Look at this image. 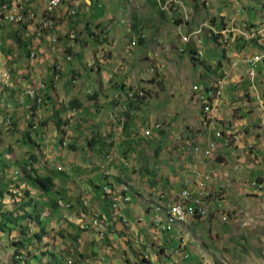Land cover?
Masks as SVG:
<instances>
[{"label":"rangeland","instance_id":"1","mask_svg":"<svg viewBox=\"0 0 264 264\" xmlns=\"http://www.w3.org/2000/svg\"><path fill=\"white\" fill-rule=\"evenodd\" d=\"M4 1L9 10L15 5L22 6L30 16H38V8L47 2V0ZM82 2L73 6L71 1L62 0L61 8L55 13L56 19L61 20L59 25L68 23L62 33L55 32L56 24L48 29H42L39 23L31 22L32 27L20 33L21 41L25 42L31 38L28 48L22 47L15 39V34L19 33L21 28L20 24L14 21L6 22L7 10L0 7V222L3 220V214L13 218L27 216L29 202L32 208L37 204L35 212L32 213L34 217L23 219L19 226L15 229L12 227V230L6 232L0 228V264H179L180 259L175 256V250L180 246L179 241H173L171 244L168 237L161 239L159 235L150 239V235L143 233L145 229L142 230L145 238H142L135 226H131L133 230L129 236L115 229L116 235L114 233L112 239L110 236L107 237L108 234L103 240L97 239L101 247L93 251L90 244L97 243L91 240L97 238L96 232L89 235L91 239L86 238L83 236L82 228L68 223L65 219V212L69 211L66 205L71 204L74 209L80 208L81 202L77 203L78 206L71 202L75 196H80V201L84 199L89 202L95 201L100 196L101 189H90L89 181L92 179L90 176L95 177L94 181L100 182L101 187L110 186V182L104 179L106 174L103 169L107 165L113 166L114 169L123 165L125 169L119 168L113 174L112 191L118 192L119 200L127 193L130 194L132 198L130 205L137 210L136 214L145 222H150L153 216L151 218L145 214L141 199L150 198L159 202L161 199L160 195L154 196V193L143 186L158 188L160 182L166 183L165 172L168 171L166 164L169 153L178 160L184 159L182 148L185 144L181 139H177L181 128L176 129L177 120L178 122L186 120H182L184 114L180 110L187 109L188 105L190 109L198 110L197 93L201 86H214V80L224 74L225 76L221 78L224 80L223 95L217 100L214 97L213 110L210 111L215 117V124L210 130L216 131L219 119L223 117L232 120L231 115L234 111L229 109L230 107L239 106L243 110L240 102L242 104L246 100L251 102L255 94L243 68L235 69L236 74L233 75L229 70L232 69L233 62L238 60V43L244 45L240 50L241 54L261 53L262 50L248 47L247 45L251 43H245L244 37L230 43V46H219L212 36H209V32L205 31L201 32L203 56L192 61L190 48L197 42L194 40L193 32L204 23L212 24L217 29L233 26L235 29L247 21L248 24H257L259 28V24L264 21V0H165L166 4L162 6L158 0H131L130 5L123 4L121 7L118 5L119 2L104 7L105 2L102 0L91 10H86L88 5ZM68 8L75 10L76 15L71 17L66 14L65 17L61 16L63 19H58V12L62 14L61 12ZM106 10H109V13H106ZM122 10L125 11L126 20L122 19L123 14L118 12ZM84 11L88 14L83 15ZM114 15H117L115 21L110 20L109 17ZM142 18H145L144 21ZM179 19L181 23L178 22ZM73 31L76 40L68 37ZM188 33L190 37L188 41H184ZM234 33L236 35L237 31ZM142 35L145 37L142 38ZM41 36V41L36 40ZM141 39L144 40L143 44L140 43ZM37 44L47 54L45 58H40V62L32 60V54L37 51L35 49ZM199 45L197 43L196 47L200 48ZM71 48L74 53L78 52L76 58L71 59L68 55V52L72 51ZM181 48L186 49V53L182 54ZM57 60L63 70L51 66V62ZM99 66L100 72L97 71ZM219 67L221 71L218 73L216 69ZM261 67L256 83L259 91L264 90V62ZM28 68L41 78L31 75L32 72ZM150 68H154V74L142 82L141 76ZM71 69L78 73L77 77L74 75L77 79L76 85L72 83ZM123 74H126L128 79L127 88L144 89L145 97L142 100L130 104L127 102L122 106L114 100L116 92L111 91L112 84L115 79H118V82L123 81ZM25 75L30 78L29 82L23 85L22 76ZM110 75L114 77L113 82H109ZM55 78H57L55 82L61 84L62 91H67L68 87L81 91V109L92 121L83 120L81 115H78L77 120L72 122L76 113L69 106L71 100H65L63 103L65 107L61 113L64 118H60L61 128H57V122L60 120L52 116L45 117L46 123H43V128L36 123V130L29 128V120L24 123V117L20 118L19 110L18 116H12L18 107L12 105L16 100L23 107L22 111L31 104L35 106V102L32 103L24 94L27 89L37 88L39 83L45 80L51 85ZM100 81L103 82L101 92L96 90ZM230 82L234 83V88L238 92H244L243 95L241 92L242 96L236 95L239 97L238 100L232 96L231 92L234 90L229 89V86L232 88ZM62 83L68 87L64 89ZM95 91L98 96L93 99L91 96ZM44 99H47L46 95L40 107H45ZM26 101L30 103L24 106ZM36 106L37 109L40 108ZM199 106L201 109L200 104ZM257 106L261 108L258 104ZM239 111L236 109L235 115ZM171 114L174 116H169ZM201 114L203 113L200 112ZM28 117H31L30 113ZM247 117L249 122H252V129L258 127L257 130L262 129L261 132L264 133V124L260 119L254 122L250 114H247ZM40 118L41 112L34 116V122H38ZM127 118L133 121L132 131L130 121L128 131H124V127L122 130L121 122ZM170 122H174L173 126L167 125ZM112 123L118 129L109 132ZM156 123H161L164 130L157 132L153 129L152 134L146 136L145 131L154 128ZM231 125L233 126L232 122ZM236 128H239V125ZM41 129H44V133ZM235 134L244 135L242 132ZM38 135L41 139L37 138ZM164 140L168 141L163 146ZM131 142H134L136 147L133 150L129 149L125 155L126 145ZM253 149L254 147L244 150L251 152ZM107 156L111 160H107ZM249 156L250 154H246L247 164L246 162L242 164L251 170L254 166L248 164ZM257 159L259 162H255L256 165L260 163L261 166L251 170L243 179L248 183L246 186H235L233 188L235 191L227 188L228 191L225 192L223 188L215 186L216 189L223 191L230 207L245 211L244 216L239 217L237 221H234L233 217L227 221L220 220L218 216L205 220L195 219L169 233L174 240L178 237L179 230L182 232L179 235L183 243H186L185 249L190 254V259L184 264H264V226L257 218L264 208V205H260L263 197L253 194L254 189L250 186L252 180L260 175L264 176V155L261 153ZM131 165L134 166L129 174H139V178H133V181L138 183L139 196L136 191L130 192L129 189L125 191L123 188L128 187L125 177H122L123 170ZM29 168L32 170L29 173L24 171ZM101 171L103 177L99 173ZM28 175L51 176L55 179V190L48 194L42 193L27 182ZM158 175L162 177L159 181ZM194 175L195 185L200 181L198 174ZM167 180L170 181L169 178ZM213 182L215 184V180ZM135 186L137 185H129L132 190ZM178 188L177 190L172 188L175 190L172 193L168 191L167 198L177 195ZM51 199L56 201L59 207L53 209L49 204ZM128 209L124 210L127 219ZM56 211L59 213L58 216L53 214ZM122 212L121 208L119 213L123 214ZM251 217L254 218L253 223L250 221ZM129 223L131 222L128 221L124 225ZM111 229L112 227L109 231ZM146 232L150 233L148 226ZM39 236L41 239H38Z\"/></svg>","mask_w":264,"mask_h":264},{"label":"built area","instance_id":"2","mask_svg":"<svg viewBox=\"0 0 264 264\" xmlns=\"http://www.w3.org/2000/svg\"><path fill=\"white\" fill-rule=\"evenodd\" d=\"M80 1L88 4L89 6L92 4H99L100 0H74V5H78ZM159 5H163L162 1L158 0ZM62 4V0H47L45 4V8L43 13L40 15H29L27 11H25L24 7H18L15 5L14 8L8 9L7 5L1 4L0 7L2 9H6L5 21L8 23H12L14 21L18 24H25L28 22H38L42 29H48L54 25V17L55 13L60 9ZM166 4V3H165ZM76 14L75 10H68L67 15L73 16ZM3 16V15H2ZM4 18V16H3ZM250 23V22H249ZM32 24V23H31ZM196 31L193 32L194 40L197 41L193 43L194 49L196 50V57L201 58L203 56V45H202V36L201 32L207 31L209 32V36L215 37L214 41L219 46H230V43L237 42L238 39H244L247 42L256 41L257 45H254L255 48L261 49V53H245L238 54L235 62H233L232 69L243 68L245 70L246 75L249 77L251 81V85L255 90V94L253 96L254 102L258 104L261 108L260 110L264 113V90L259 91L256 86L259 65L264 62V21L259 24V28H257V24H248L247 21H244L240 27L235 28L234 26L231 28H222L217 29L212 24H202L198 26ZM237 31L236 35L234 31ZM75 31H73L70 35L71 39H75ZM145 36L142 35V38ZM190 37V33L185 35L184 41H188ZM244 37V38H243ZM133 42V41H132ZM131 42V43H132ZM197 43L200 44L199 47ZM195 45V46H194ZM186 49L181 48L180 52L182 54L186 53ZM103 56V53H102ZM36 54H32V58H35ZM154 68H150L147 70L143 76H141L140 80L145 82L148 80L149 76L154 74ZM114 77L112 75L109 76V82H113ZM73 84H76V80H72ZM46 88L44 83H39L37 88L30 87L27 89L24 94L25 96L32 100L37 101L38 103L42 102L44 95L43 91ZM197 89V88H196ZM116 92V91H115ZM224 92V80L218 79L214 81V86H201L199 92L197 93V101L201 105V120L205 124L206 129H210L215 124V117H213V113L210 111L213 110V99L216 97V100L223 95ZM145 97L144 89H136L134 90L132 87L119 89L114 94V100L119 102L120 106L124 103L137 102L142 100ZM122 124L124 121L122 120ZM219 122L217 123L218 126ZM162 128L161 123H156L154 128L147 129L145 131L146 136H150L152 134V130H156L157 132ZM236 132H224L222 130L213 131L212 138L207 142L205 146L203 143H199L196 146H192L189 149L192 151V154L197 158L202 159H212L213 156L219 151V149H229L233 146H236L240 143L241 137L235 134ZM254 146L250 144L248 149L253 148ZM106 159L111 160L109 156ZM194 174H198L199 183L195 184L191 187L180 189L179 193L174 197L168 198L165 200L161 207L157 206V210H160L159 215L153 216L151 219V225L154 229L157 230L160 234L170 233L175 231L176 227L180 225L185 226L191 220L199 219L205 220L208 217L218 216L220 220H231L232 217L234 221L241 216L245 215V211L239 210L237 207H230L228 201L225 199L224 193L221 189H216L214 185V179L210 176H203L202 173L195 171ZM250 186L254 189V193L259 196L264 197V178H257L250 182ZM218 187V186H217ZM125 191L128 190L127 186L123 187ZM103 196H108L111 202V208L114 210V215L118 217L119 221L124 225L128 223V219L119 213L121 209L120 203L124 202L125 204L131 203L132 198L129 195L122 196V200L116 199L114 197L118 194L117 191H112L109 186H104L102 188ZM258 192V193H257ZM113 194V197H112ZM260 205H264V198L260 202ZM68 211L67 219L72 224L82 228L86 232H96L98 241L106 238L109 229L112 227L113 221H116L115 218L109 220V218L104 215V213L100 211L92 210L90 202L87 199L81 201V207L74 209L73 205H66ZM237 211V212H236ZM259 222L264 226V208L262 212H260L259 216H257ZM142 219H139L141 222ZM250 221L253 223L254 218H250ZM128 225V224H126ZM246 225V223L244 224ZM186 243H180V246L175 250V256L180 259L179 264H184L186 261L190 259L189 252L185 249ZM176 262V260H175Z\"/></svg>","mask_w":264,"mask_h":264},{"label":"crops","instance_id":"3","mask_svg":"<svg viewBox=\"0 0 264 264\" xmlns=\"http://www.w3.org/2000/svg\"><path fill=\"white\" fill-rule=\"evenodd\" d=\"M68 1H71V4L74 6V3H73L74 0H68ZM130 1L131 0H128V1L127 0L126 1L125 0L124 1L123 0H121V1L120 0H103V2H105L104 7L107 6V5L117 4V2L120 3V4H118L120 7L123 6V4H125V6H126L128 3H129V5L131 4ZM82 3H84V2H82ZM84 4H86V3H84ZM86 5H88V4H86ZM61 6H62V4H61ZM61 6H60V8H61ZM93 6H89L88 5V7H86L85 9L86 10H91L93 8ZM44 8H45V4H44L43 7L42 6L39 7L38 8V11H39L38 14H42L43 11H44ZM195 8H196V6H195ZM69 9H71V8H68V10ZM68 10L64 9L63 10L64 12H61L62 14H60L58 12V15H57L58 19H61V18L63 19V17H65V15L67 14ZM118 12L123 14V18L122 19L126 20L125 11L122 10V11H118ZM106 13H109V10H106ZM86 14H88V13H86V11H84L83 15H86ZM62 15H63V17H61ZM116 17H117V15H114V17L110 16L109 19L115 21L114 18H116ZM144 19L145 18H142L143 21H144ZM60 22H61V20H57L56 19V25H55V27H57L55 29L56 33L64 32L63 30L65 29L66 25L68 24V23H65V24L59 25ZM31 25L32 24L30 23L28 28L32 27ZM106 31H108V30H106ZM35 35L38 36V34H35ZM40 38H42V36L39 37V38H36V40L41 41ZM35 49L37 51L34 52V53L36 55H38V58L36 59V57H35V58H32V60L36 61V62H40L39 61L40 58L41 57L45 58L46 57L45 55H47V54H46L45 50L42 47H40L39 44L35 45ZM240 50L241 49H239V51H237L239 55L241 54ZM53 52L55 53L54 50H53ZM68 55H70L71 59H72L73 57L76 58V56L79 55V54H78V52L74 53V50L72 49V51L68 52ZM78 58H80V57H78ZM51 63L50 64H51V66L53 65V68L55 67V68H57V70H59V69L63 70L59 66L60 62H58V60L54 61V62H51ZM47 64L49 65V60H48ZM120 66H122V63H120ZM261 66H260V68H262ZM94 67L95 66H93V68ZM99 68H101V67L99 66L97 68V71L99 70ZM28 69L32 72L31 75H34L36 77L39 76L41 78L40 75H35V73L30 68H28ZM71 71L73 72V79H75L76 83H77L76 77L78 76L77 75L78 73L76 71H73V69H71ZM100 71H98V72H100ZM220 71H221V69L219 70V72ZM55 72L58 73L57 71H55ZM230 72L232 73V75L236 74V70L235 69L229 70V73ZM229 73H228V75H230ZM117 75H116L115 78H117ZM228 75H226L227 78H228ZM232 75H230V76L232 77ZM123 76H124V80L123 81H119L121 83H119L117 81L118 79L117 80L115 79V81L112 84L113 87H112L111 91H116L117 92L119 89H123V88H125V86L127 87L128 79L126 78V74H123ZM29 78L30 77L28 75L22 76V80H23L22 84L23 85H25V83L27 84L29 82V80H28ZM25 80H27V81H25ZM56 80H57V78L54 79V82L51 85H48V81H46V80H45V82L42 81L44 84H46V88L45 89H47L46 90V98L47 99H45V103H46L45 107H40L39 109L35 110L36 114L41 112L40 120H38V122H37L36 119H35L36 123L42 125L41 127L43 128L44 127L43 123H46L45 117L52 116L56 120H60V118H64L61 113H62V110L65 107V105L63 104L65 100H67V101L71 100L70 103H69V106L72 108L71 110H73V112L76 113L75 117L72 119V122H75V120H77L78 115H81V118L83 120H86V121L89 120L90 117L89 116L86 117L85 116L86 114L84 113V110L81 109V107H82V101L80 100L81 91H77L76 88H70V87L64 85L63 83H62V85H63L64 89H65V87H68V90L67 91H62L61 84L60 83L57 84L55 82ZM235 83H239V82H235ZM102 84H103V82L100 81V84H98L97 89H96L97 91L101 92V89H102V86H103ZM233 84L234 83L230 82V85H232V88L229 86V89L234 90L233 92H231L232 96H234L238 100L239 97L236 96V95H238V94L241 95V92H242V95H243L244 92L243 91L238 92L237 89L234 88ZM73 85H76V84H73ZM12 94H13V92H12ZM93 95H96V98H97L98 93L95 91L93 93ZM29 103L30 102L26 101V104H24V106H26ZM194 103H197V102H194ZM240 104L242 105V107L244 109L241 110L239 108V106L230 107L229 109L234 111V114L231 115V116H233V118L231 117L232 120L225 119V118L222 117L221 120L219 119V125L217 126V130H216V131L222 130L224 132H226V131H228V132H239V133L242 132L244 135L241 134L242 136H240L241 137L240 143L238 145H236V146H233L232 148H229V149H219V151L213 156V158L209 159V160L195 157L192 154V151L189 149L190 147L196 146L199 143H203V146H205L207 144V142L212 138V135H213V131L210 130V129H206L205 124L201 120V115H200L201 110H200L199 103H197L198 110L190 109L189 105L187 106V109H183L182 108V110H180L181 113L184 114V117L182 118V120H184V119H186V120H184L183 122H178V120L176 119L177 121L176 120L175 121L178 123V126H176V129L181 128V132L178 133V134H180V136L177 139H181L182 142L185 144V146L182 148V151H183L182 155H183L184 159L183 160L182 159L178 160L173 154L169 153L168 156H167V164H166L167 168H168V171L165 172V181H166V183H163V181L160 182V186H158V188H150L148 185H144L143 186V187H146V189H149L152 193H154L153 194L154 196L158 195V197H159V195H160V199H161L160 202L159 201L150 200V198L141 199L143 201V203H144L143 208H144V211H145L146 215H148V216H150L152 218V216H154V214L156 216L160 214L161 211L157 210V206L161 207L162 203L165 200H168V198L166 196V193H168V191H170L171 193L174 192L175 190L172 189V188H176V190H177V188L179 186V188H178V193H179L180 189L193 186L194 185V181L196 179L195 175L193 174L195 171L202 173L203 176L208 175V176L212 177L215 180V184L214 185H217L218 188H223L224 192L226 190L228 191V189H233L235 186H239L240 187L241 185L242 186H246L248 184L247 181H245L243 179L246 178V176L249 175L251 170L261 166L260 163H258L256 165L255 162H259L257 157L260 156L261 153L264 155V133L261 132L262 129L257 130L258 127L255 128V129H252L253 128V126L251 125L252 122H249V120L247 119L248 118L247 114H250L254 118V122L257 121L258 119H260V121H262L263 124H264V121H263L264 113L258 108V106L254 102L253 98H252L251 102L246 100V101L243 102V104L241 102H240ZM12 105L13 106L14 105L18 106L15 109L16 112L12 113V116L13 115H17L18 116L17 110H19L20 118L24 117V119H23L24 123L28 122L27 121V116H28L27 108L22 111L23 107L19 105L17 100H16V102L12 103ZM236 109L240 110V111L238 112V114L235 115V110ZM48 110H50L49 113H48ZM24 111H25V113H24ZM172 115L174 116V114H171L169 116H172ZM58 116H59V118H58ZM68 118H72V117H68ZM89 121H92V119H90ZM59 122H61V120ZM231 122L233 123V126L231 125ZM172 123H174V122H170L167 125L173 126ZM130 125H131V130L130 131H132L134 129L133 121H130ZM237 125H239V128H236ZM171 126H170V128H171ZM48 127H50V124H48ZM123 127H122V130H123ZM19 128H21V125L19 126ZM47 128H46V130H47ZM170 128H169V130H170ZM112 129L113 130L116 129L115 131H117L118 128L113 124L112 126L109 127V132ZM41 130H42V133H44V129H41ZM163 130H164V128H163V125H162V128L158 132H162ZM250 136H251V138H250ZM37 138L41 139V136L38 135ZM92 141H93V138H92ZM167 141L168 140H164L163 146L165 145V143ZM23 142H20V143H23ZM250 144H252L254 146L253 151H251L252 153L249 150L248 151L244 150L245 148L248 149V146ZM12 150H13V148H12ZM246 154H250V156L248 157V164H251L252 166H254L251 170L246 169L244 167V165L242 164V162H246V164H247ZM177 161H179L180 163L177 162ZM133 166L134 165H131L126 170H123L122 177H125V182H127V185H128L127 188L129 189V191L130 192L136 191V193L138 194V192H139L138 191V183H135L133 181V178H135V177L139 178V176H138L139 174L138 173H134L132 175L129 174V171L132 169ZM106 167L109 169V175H111V176H109L107 178V180L110 182V186H111V189H112V182L114 180L113 174L116 173L115 170L117 171V170H119V168L123 169L124 167H123V165H122V167L121 166L120 167L117 166L116 169H114V167L110 166V165L105 166V168ZM243 167H244V169H243ZM57 169H58V167H57ZM103 170H105V169H103ZM127 170H128V172H127ZM101 172H103V171H101ZM214 175H215V177H214ZM160 178H162L161 175H158V181H159ZM168 178L170 179V181L167 180ZM215 178L217 179V182H216ZM258 178H264V176L260 175V176H258ZM135 184L137 186H135V188L132 190V188L129 187V185H135ZM155 184H156V182L153 183V185H155ZM98 185H100V182L94 181V183H92V182L90 183L89 187H90V189H93V188L95 189V188H97ZM233 191H235V190L233 189ZM158 192H159V194H157ZM234 193H237V192H234ZM253 194L257 195L256 193H253ZM100 195H101V193H100ZM126 195H130V194L127 193ZM138 196H139V194H138ZM102 197L104 198L103 194H102ZM112 197H113V195H112ZM116 199H118V197ZM106 201H108V200H106ZM257 201H259V198L257 199ZM105 206H106V208H105ZM120 207L123 210V212H122L123 214H121V215H123L125 217H126V215L124 214V210L129 208L127 210V212H128V220L131 223H129L128 225H123L119 221L118 217L113 214L114 210H112L110 204H107V202H106V204L104 206L100 207V206H97L95 204V201H94V204L92 206V208H93L92 210L100 211V212L104 213V215H106L109 218V220H111L112 218L116 219V221L114 222V225L112 226V229L109 231L107 237L110 236V238L112 239V237H114L115 229L119 230V232H121L123 235L129 236L130 234H132V230H133V228H131V226H135V227H137L138 234L140 233L142 238H145L144 234H142V232L145 229V231L143 233H145V234L147 233L148 235H150V239H152L151 238L152 236H154V238H155L156 235H159L161 239H165V238L168 237V239L171 241V244H172L173 241H179L178 244L181 243L182 238L179 235V233L182 234L181 230H179V232H178V237L175 238L174 240H172L171 239L172 237L170 236L169 233L168 234H160V233H158L157 230L154 229L153 226L151 225V220L148 223V222H145L141 216H138L136 214L137 210L135 208H133L130 205V203L125 204L124 202H121L120 203ZM53 214L56 215V216L59 215L58 211L53 212ZM68 214H69L68 212H65V219H66V221L68 223H71L67 219V215ZM139 219H142V221H143V222L141 221L142 222L141 225H139V223H140ZM73 226L75 227V225H73ZM147 226L150 228V233H148L149 231L146 232ZM177 229H179V227H176L175 230H177ZM82 233H83L84 237H86V238L89 237L90 238V236H89L91 234L90 232L82 231ZM115 235H116V233H115ZM91 240L93 242H97V243H95V245H91L90 244V246L93 247V251H95V250L97 251L98 248L101 247L100 246L101 243L98 242L96 238L95 239H91ZM82 245H83V247H85L84 244H82ZM128 253H130V252L128 251ZM193 258H195V257L193 256Z\"/></svg>","mask_w":264,"mask_h":264},{"label":"trees","instance_id":"4","mask_svg":"<svg viewBox=\"0 0 264 264\" xmlns=\"http://www.w3.org/2000/svg\"><path fill=\"white\" fill-rule=\"evenodd\" d=\"M101 1L102 0H100V3H101ZM6 1H4V0H0V4H2V3H5ZM162 3L164 4L165 3V0H162ZM162 11V10H161ZM76 14H74L72 17H74ZM54 19V21H55V23L54 24H56V17H54L53 18ZM178 22L179 23H181V20L179 19L178 20ZM177 22V23H178ZM36 24H38V22H36ZM30 25V22H28V23H25V24H21L20 26H21V28H20V30H19V33H16L15 34V39H17V42H19L20 43V45L22 46V47H26V48H28V46H30V44H31V38H28V40L27 41H21V38H20V33H21V31L22 30H26L27 28H28V26ZM254 25V24H253ZM41 27V26H40ZM213 39H216L215 37H213ZM215 42V41H214ZM240 42H241V40H240ZM247 41H245V43H246ZM140 43H144V40L143 39H141L140 40ZM216 43V42H215ZM249 43H251V45L249 44V45H247L248 47H254V45H257L256 44V41H251V42H249ZM239 44V46H238V48L239 49H242V47L244 46L243 44H241L240 45V43H238ZM192 47V46H191ZM26 52H28L29 53V51L27 50ZM70 52V51H69ZM190 56H191V60L192 61H195V60H197L196 59V50L194 49V47H192V48H190ZM260 66L261 65H259V69L261 70L262 68H260ZM219 69H220V67L219 68H217L216 70L218 71V73H219ZM225 75L224 74H221L220 75V77H218V79H221V78H223ZM218 79H215L214 81H217ZM91 98H93V99H96V95H93V96H91ZM35 110H37V106L35 105V106H33L32 108H30V110H29V112L28 113H30V115L34 118V116L36 115V111ZM128 116H129V113H128ZM33 121V120H32ZM128 121V122H127ZM129 121L130 120H128V118H127V120H126V122H125V125H124V131H128V128H129ZM61 122H57V128H61V124H60ZM28 124H29V127H31L32 126V122L29 120V122H28ZM215 129H217V126H216V128ZM112 133V132H111ZM146 138V137H145ZM144 139V138H143ZM141 141V143H142V140H140ZM61 142H62V140H61ZM88 147H90V146H88ZM136 147V144L134 143V142H131L129 145H126V150H125V155H127V153H128V151H129V149L130 150H133L134 148ZM157 149H159V147L157 148ZM33 158H35L36 159V157L35 156H33ZM25 172H27V173H29L30 171H32V170H30V168L29 169H27V170H24ZM101 175H102V177H103V173L102 172H99ZM90 177H92V179H90V181H89V183H94V178L95 177H93V176H90ZM109 176H106V177H104V179H107ZM27 182H30L36 189H38V190H40L42 193H46V194H48V193H50V192H52V191H54L55 190V179H53L51 176H49V175H47V176H40V175H34V176H32V175H28L27 176ZM94 189V188H93ZM96 189V188H95ZM94 189V190H95ZM79 197L80 196H75L72 200L73 201H71V202H75V204H77L78 202H81L80 200H79ZM81 199V198H80ZM109 197L108 196H104V198L102 197V193H101V195L95 200V204L97 205V206H100V207H102V206H104L105 204H106V202H107V204H110V206H111V202L109 201ZM106 200H108V201H106ZM106 201V202H105ZM105 203V204H104ZM49 204H50V206L51 207H53V209H55L57 206L59 207V205H58V203L56 202V201H53L52 199L50 200V202H49ZM90 204H91V207L93 206V204H94V201L92 202V201H90ZM31 205V202H29V205H28V207L31 209H29L28 208V212H27V216H17L16 218H13V217H6L5 216V214H3V220L0 222V228L4 231V232H6V231H9V230H12V227L15 229L17 226H19L20 224V222L23 220V219H26V218H28V217H34L33 215H32V213L33 212H35V210H36V207H37V204L35 205V206H33V208L30 206ZM77 206H78V204H77ZM74 207H75V205H74ZM79 208V207H78ZM105 208H106V206H105ZM80 209V208H79ZM30 210V211H29ZM81 210L82 209H80V212H81ZM39 219V218H38ZM42 223H43V225H44V221H42ZM71 224V223H70ZM72 225H74V224H72ZM38 239H41V236H39L38 237ZM31 242V241H30ZM53 256H54V254H53Z\"/></svg>","mask_w":264,"mask_h":264},{"label":"clouds","instance_id":"5","mask_svg":"<svg viewBox=\"0 0 264 264\" xmlns=\"http://www.w3.org/2000/svg\"><path fill=\"white\" fill-rule=\"evenodd\" d=\"M99 3H100V1H99ZM93 5H96V6H98L99 4H92V5H90V6H93ZM71 35V34H70ZM70 35L68 36L69 38H70ZM76 36V35H75ZM71 39V38H70ZM77 39V37H75V39L74 40H76ZM260 65H262V64H260ZM260 70V69H259ZM35 83V82H34ZM40 83H43V82H40ZM35 84H37V83H35ZM46 85V84H45ZM46 89H44V93H43V95H44V97H45V95H46V91H45ZM88 93H90V92H88ZM45 100V99H44ZM33 102H35V105H38V108L40 107V102L38 103L37 101H32V103ZM33 106H32V104L31 105H29L27 108L30 110V108H32ZM27 120H30L31 122H32V126L31 127H29V128H32V129H35L36 128V122H34V119H33V117L31 116V117H28L27 118ZM33 120V121H32ZM125 122H126V120L124 121V123L122 124L121 123V126L123 127L124 126V124H125ZM29 125V124H28ZM36 130V129H35ZM108 160V159H107ZM107 169V170H106ZM105 174H106V176H110L109 175V169L106 167L105 168ZM104 186H106V185H103L102 187L100 186V185H98L97 186V188H99V189H101V193L103 194V191H102V188L104 187ZM110 188H111V186H109ZM112 190V189H111ZM113 195V194H112ZM118 195V194H117ZM117 195H115L114 197H116ZM182 241V240H181Z\"/></svg>","mask_w":264,"mask_h":264}]
</instances>
